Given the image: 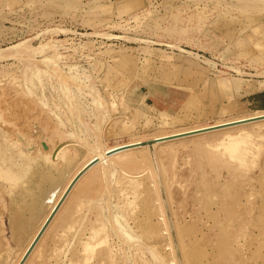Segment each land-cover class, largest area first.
<instances>
[{
    "label": "rangeland",
    "instance_id": "374dc122",
    "mask_svg": "<svg viewBox=\"0 0 264 264\" xmlns=\"http://www.w3.org/2000/svg\"><path fill=\"white\" fill-rule=\"evenodd\" d=\"M261 32L264 0H0V264L97 147L264 109ZM147 144L101 151L21 264H264V121Z\"/></svg>",
    "mask_w": 264,
    "mask_h": 264
},
{
    "label": "bare ground",
    "instance_id": "6f19581e",
    "mask_svg": "<svg viewBox=\"0 0 264 264\" xmlns=\"http://www.w3.org/2000/svg\"><path fill=\"white\" fill-rule=\"evenodd\" d=\"M28 41V39L26 40ZM25 41V42H26ZM24 42V43H25ZM29 42V41H28ZM19 45V44H17ZM15 46V45H12L13 47L11 48V46L8 48H11L12 50L15 49V47L17 48L18 46ZM45 46V45H44ZM20 47V46H19ZM46 47V46H45ZM40 48V47H39ZM43 48V47H42ZM20 48L17 49V52ZM22 49V48H21ZM27 49V48H26ZM37 49V48H36ZM41 49V48H40ZM47 49V48H46ZM4 50V49H3ZM7 50L6 52H10V49H5ZM5 50L3 51L5 53ZM15 51V50H14ZM28 51V50H26ZM35 52V51H34ZM0 53H2V50L0 51ZM13 53V52H12ZM21 53V52H20ZM15 54V53H14ZM5 55V54H4ZM7 55V53H6ZM10 55V54H9ZM2 56V55H1ZM0 56V57H1ZM26 58V57H25ZM238 69V68H237ZM167 73V72H166ZM165 73V74H166ZM200 73V72H199ZM163 74L162 77L165 75ZM202 74V73H200ZM200 74H198L197 72H192L189 74V78L186 77V79H190L192 80V83H191V86L189 87V89L192 91V87L194 84L198 83V81L202 78L200 77ZM164 77H167V76H164ZM163 77V80L165 79ZM172 79L174 78H169V79H165L166 82H172ZM186 79H184V81H186ZM235 80V79H234ZM189 81V80H187ZM186 81V82H187ZM9 90V89H8ZM207 90V89H206ZM204 90V91H206ZM208 91V90H207ZM219 91V90H218ZM210 93V91H209ZM7 97V96H6ZM15 97V96H14ZM196 98L197 95H194L193 98ZM8 98V97H7ZM22 100V99H21ZM17 104V103H16ZM16 106V105H15ZM40 107V106H39ZM12 109V108H11ZM1 110V109H0ZM43 110V109H42ZM21 111V110H20ZM198 112V111H197ZM5 113V112H4ZM8 114V113H7ZM22 115V114H21ZM2 116V114H1ZM5 117V116H4ZM260 117H264V109H257L255 111H253L252 113H245V114H240V115H236V116H233V117H227V118H218V119H215L213 122L211 123H207V124H199L198 126H192V127H185V128H181V129H177V130H171L169 132H166V133H159V134H156V135H153L151 137H147V138H141V139H136V140H132L130 138V141H125V142H118L117 144L115 145H112V146H109L107 148H103L104 151H102L103 153H101V155H105V157H113L115 155H122L120 156V159L124 160L125 162L129 163L130 161L133 160V158H131L132 156H129L128 153H130L131 150L133 149H137L139 147L137 146H140L141 144L143 143H148L146 146L144 147H151V148H154L155 145H158V144H161V143H166V142H170V141H175V140H178V139H183V138H186V137H193V136H198V135H202V134H206V133H209V132H213V131H218V130H225V129H230V128H234V127H240V126H243V125H247L248 123H257V122H260V121H264V118H261V119H258V120H254V121H248V122H244L242 123L243 121H247L249 119H253V118H260ZM6 119H8V117H5ZM5 118H3V120H5ZM12 119V118H11ZM15 119V118H14ZM10 121V119H8ZM38 120V119H37ZM0 121L1 120V117H0ZM5 122V121H3ZM6 123V122H5ZM11 123V122H10ZM26 123V122H25ZM235 123H238V124H235ZM1 124V123H0ZM3 124V123H2ZM36 125V124H35ZM38 125V124H37ZM225 125H228V126H225ZM4 127L6 126V124L3 125ZM7 127V126H6ZM214 127H220L218 129H212ZM23 128V127H22ZM103 129V128H102ZM1 130V128H0ZM7 131V130H6ZM18 131V130H16ZM8 132V131H7ZM5 132V133H7ZM12 132V131H11ZM11 135V133H9ZM16 134V133H15ZM11 135V136H8V137H11V138H6L4 137V142H5V147L0 144V169L2 170H5L6 172H3L2 171V176L3 177H9L11 176V173L12 171L14 170V168L16 167V165H18L22 160V154H20L19 156L15 157L13 155V153H10L12 151V149L14 148L13 146L15 144H17L19 141H20V137L17 136V135ZM23 134V133H22ZM21 134V135H22ZM102 134V133H101ZM20 135V136H21ZM175 136H180V137H176V138H170V139H166V138H169V137H175ZM25 137V135H24ZM22 138V137H21ZM3 139V138H2ZM3 141V140H2ZM23 140H21L20 142H22ZM25 141V140H24ZM150 141H153V143H149ZM232 141V142H231ZM230 142V154L232 156L236 155V157H239L240 159L241 158H244L245 157V154L247 152V150H245V148L243 146H241L240 144V140L239 139H236V140H231ZM19 142V143H20ZM31 143V142H30ZM109 143V142H108ZM115 143V142H114ZM113 143V144H114ZM156 143V144H155ZM36 144V143H35ZM19 145V144H18ZM22 146L23 149H25L26 151L29 149L30 147V144H27V141L26 143H22L20 144ZM29 145V146H27ZM102 145V144H101ZM106 145V144H105ZM33 146V145H32ZM51 146V145H50ZM65 146V145H64ZM108 146V145H107ZM52 147V146H51ZM62 147V145H61ZM19 148H21L19 146ZM150 148V149H151ZM66 149H68L66 147ZM65 149V150H66ZM73 149V148H72ZM97 150V153L96 154H92L91 157H89L88 159L85 160V162L80 166L78 167L75 172H73V174L69 177V179L67 180V182L65 183V185L62 187V189L60 190V192L57 194L56 198L54 199L53 203L51 204L50 206V209L49 211L46 213V215L44 216V218L42 219V221L40 222V224L38 225L37 229L34 231V233L30 236L27 244L25 245V247L23 248L22 252L20 253L17 261L15 262V264H21V262L24 260L25 257L29 256V254L31 255L33 253V246L36 244V242L40 241L45 233L47 232V229L49 227V224L51 222L52 219H54L53 217H55V214H57L59 211V205L62 201V198L64 197V195L68 192L70 186L72 185V183L77 179V177L85 170L87 169L89 166L91 165H96L97 163L99 164L100 160L102 159L103 156L99 155L101 151H98L100 150L98 147L96 148ZM102 149V147H101ZM21 150V149H20ZM23 150V151H25ZM95 150V149H94ZM22 151V153H23ZM63 151V150H61ZM126 151V152H125ZM59 152V151H58ZM75 152V151H72V153ZM27 153V152H25ZM55 153V152H54ZM76 153V152H75ZM73 153V154H75ZM10 154V155H9ZM58 154V153H57ZM16 155V154H15ZM49 155V154H48ZM48 155L47 158L49 157ZM131 155V154H130ZM60 156V155H59ZM67 156V155H66ZM72 154L69 153V156H67V158L71 159L72 157ZM104 157V158H105ZM138 158V157H137ZM50 159V158H49ZM110 159V158H109ZM108 161V158L106 159ZM104 160V161H106ZM121 160V161H122ZM51 161V160H50ZM134 161V160H133ZM124 162V163H125ZM113 163V162H112ZM119 164L122 165V163L118 162ZM107 164V163H106ZM105 164V165H106ZM110 164V163H109ZM126 164V163H125ZM108 165V164H107ZM15 176V175H14ZM25 178L24 175L20 176V177H17V180L15 179V177H13L14 181L16 183H18V181H23ZM214 180V179H213ZM94 185V184H93ZM91 190V189H90ZM27 189H26V186L23 185L22 189H21V192H20V199L17 200V202L19 204H22V199L24 198V195L26 193ZM61 208V207H60ZM30 257V256H29Z\"/></svg>",
    "mask_w": 264,
    "mask_h": 264
},
{
    "label": "water",
    "instance_id": "95a60500",
    "mask_svg": "<svg viewBox=\"0 0 264 264\" xmlns=\"http://www.w3.org/2000/svg\"><path fill=\"white\" fill-rule=\"evenodd\" d=\"M261 118H264V117L249 119V120H247V121H243L242 123H244V122H248V121L258 120V119H261ZM235 124H238V123H235ZM225 126H228V125H225ZM218 128H220V127H214V128H212V129H218ZM176 137H180V136L169 137V138H166V139L176 138ZM149 143H153V141H150ZM143 144H145V143H143ZM87 169H88V168H87Z\"/></svg>",
    "mask_w": 264,
    "mask_h": 264
},
{
    "label": "crops",
    "instance_id": "0c3cea01",
    "mask_svg": "<svg viewBox=\"0 0 264 264\" xmlns=\"http://www.w3.org/2000/svg\"><path fill=\"white\" fill-rule=\"evenodd\" d=\"M264 32H261V33H259V39L261 40V38H262V40H264V37H262V36H260V34H263ZM257 35V34H256Z\"/></svg>",
    "mask_w": 264,
    "mask_h": 264
}]
</instances>
